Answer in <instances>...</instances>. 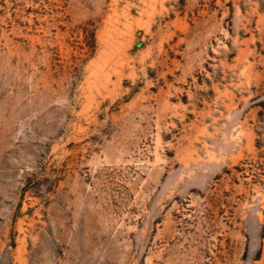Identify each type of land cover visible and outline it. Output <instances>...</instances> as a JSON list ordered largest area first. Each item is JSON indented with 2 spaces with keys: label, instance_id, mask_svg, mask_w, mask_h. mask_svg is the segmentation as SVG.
Returning a JSON list of instances; mask_svg holds the SVG:
<instances>
[{
  "label": "rangeland",
  "instance_id": "obj_1",
  "mask_svg": "<svg viewBox=\"0 0 264 264\" xmlns=\"http://www.w3.org/2000/svg\"><path fill=\"white\" fill-rule=\"evenodd\" d=\"M0 264H264V0H0Z\"/></svg>",
  "mask_w": 264,
  "mask_h": 264
}]
</instances>
